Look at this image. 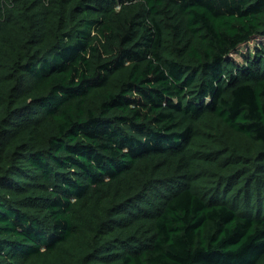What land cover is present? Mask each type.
I'll use <instances>...</instances> for the list:
<instances>
[{
  "label": "trees",
  "instance_id": "16d2710c",
  "mask_svg": "<svg viewBox=\"0 0 264 264\" xmlns=\"http://www.w3.org/2000/svg\"><path fill=\"white\" fill-rule=\"evenodd\" d=\"M0 264H264V0H0Z\"/></svg>",
  "mask_w": 264,
  "mask_h": 264
},
{
  "label": "rangeland",
  "instance_id": "374dc122",
  "mask_svg": "<svg viewBox=\"0 0 264 264\" xmlns=\"http://www.w3.org/2000/svg\"><path fill=\"white\" fill-rule=\"evenodd\" d=\"M254 43L255 41H252L244 46H241L238 50V52L234 53L231 55L232 58H234L237 63H241L242 62V58H243V55L242 53L245 51L246 47H248L249 49L253 48L254 46Z\"/></svg>",
  "mask_w": 264,
  "mask_h": 264
}]
</instances>
